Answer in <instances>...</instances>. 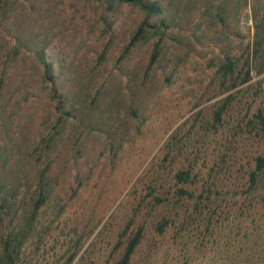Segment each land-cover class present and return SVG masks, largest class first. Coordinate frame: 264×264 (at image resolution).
I'll return each mask as SVG.
<instances>
[{"label":"trees","instance_id":"1","mask_svg":"<svg viewBox=\"0 0 264 264\" xmlns=\"http://www.w3.org/2000/svg\"><path fill=\"white\" fill-rule=\"evenodd\" d=\"M249 1L72 0L74 10L63 15L64 0H0V126L21 117V105L31 96L46 99L52 106L29 145L20 126L15 138L9 135L10 128L0 130V264L21 263L23 247L35 233L40 210L68 172H76V186L72 184L70 191L76 193L85 185L87 176L80 159L87 154L88 141L102 142L110 162H116L130 128L143 123L147 102L156 90L148 86L149 80L162 70L163 84L172 83L187 55L175 54L167 60L170 48L176 43L191 52L184 40L199 39L197 33L203 31L204 21L212 30L221 29L226 44L214 65L222 94L250 86L254 78H258L255 84L264 86V5L252 6L251 42L240 53L228 48L231 37L240 36L237 24ZM123 10L138 17L127 44L115 58L123 76L130 71L127 83L133 92L128 101L120 99L124 92H118L121 74L94 87L89 80L105 62L114 37L89 69L78 74L73 61L55 46L65 30L75 27L77 18L106 33ZM144 48L143 63L137 68L130 65L134 52ZM251 103L247 116L230 129L232 93L211 112L210 127L216 133L222 128V137L228 141L218 170L217 164L209 167L205 176L193 166L177 170L173 175L175 202L148 186L146 199L150 198L151 211H163L152 223L151 234L165 236L174 228L173 240L182 244L183 256L189 254L184 245L190 229L204 227L199 231L204 240L222 241L224 263L264 264V102L253 111L255 101ZM144 237L145 227L137 226L113 264H131ZM155 244L147 256L156 254ZM150 263L149 259L146 264Z\"/></svg>","mask_w":264,"mask_h":264},{"label":"rangeland","instance_id":"2","mask_svg":"<svg viewBox=\"0 0 264 264\" xmlns=\"http://www.w3.org/2000/svg\"><path fill=\"white\" fill-rule=\"evenodd\" d=\"M71 1L64 0L63 15L74 10ZM263 5L264 0L249 1L237 24L240 36L231 37L228 48L240 53L251 42L254 34L252 6L261 8ZM77 19L75 27L65 30L64 36L55 41L58 50L73 61L76 74L89 69L114 37L105 62L89 80L94 87L103 80L122 75L115 58L128 42L138 21L136 14L121 11L106 33ZM207 24L204 21L203 31L197 33L199 39L184 40L183 44L190 46L191 52L187 53L184 45L180 48L176 43L170 48L167 60L175 54L187 56L170 85L161 81L162 70L149 80L148 86L153 85L156 90L147 102L143 123L137 129L130 128V135L115 163L110 162V153L103 151L102 142L88 141L87 154L80 159L87 176L85 185L73 193L69 187L76 186V172L72 169L67 173L53 197L40 210L35 233L23 247L20 264H68L72 257L70 264H113L123 252L127 238L139 225L145 227V237L131 264H146L149 259L150 264H228L222 259L220 238L216 243L214 239L202 238L199 231L204 227L190 229L184 245L188 256H183L182 244L174 242V228L165 236L152 235V223L163 211L162 208L151 211L150 198L146 199L148 186H154L158 195L175 202L173 175L177 170L193 166L201 176L215 164L218 170L228 141L222 137V128L216 133L209 125L217 102L228 94L234 96L229 129L235 121L247 116V106L253 100L252 111L264 102V86L254 83L258 78H254L250 86L222 94L221 84L214 77V65L226 44L222 42L221 29L212 30ZM145 50L135 51L130 65L137 68L142 64ZM128 76L121 77L122 83H119L118 92L125 94L120 97L123 101H128L127 96L131 97L133 92V87L127 83ZM51 107L46 99L31 96L21 105V117L9 119L3 126L10 128L12 138L18 137L20 126L26 145H29L44 113ZM24 147L20 153L24 152ZM153 243H156V254L147 256Z\"/></svg>","mask_w":264,"mask_h":264}]
</instances>
